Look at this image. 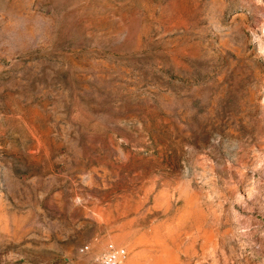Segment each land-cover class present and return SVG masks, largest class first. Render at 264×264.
Returning <instances> with one entry per match:
<instances>
[{"label":"rangeland","instance_id":"obj_1","mask_svg":"<svg viewBox=\"0 0 264 264\" xmlns=\"http://www.w3.org/2000/svg\"><path fill=\"white\" fill-rule=\"evenodd\" d=\"M110 243L264 264V0H0V264Z\"/></svg>","mask_w":264,"mask_h":264},{"label":"built area","instance_id":"obj_2","mask_svg":"<svg viewBox=\"0 0 264 264\" xmlns=\"http://www.w3.org/2000/svg\"><path fill=\"white\" fill-rule=\"evenodd\" d=\"M78 251L85 254L89 251V246L83 245ZM126 255L125 248L110 243L106 250L96 258V264H121L126 258Z\"/></svg>","mask_w":264,"mask_h":264}]
</instances>
